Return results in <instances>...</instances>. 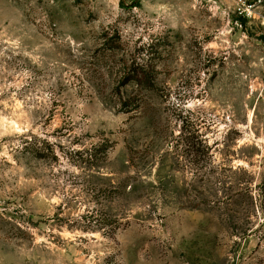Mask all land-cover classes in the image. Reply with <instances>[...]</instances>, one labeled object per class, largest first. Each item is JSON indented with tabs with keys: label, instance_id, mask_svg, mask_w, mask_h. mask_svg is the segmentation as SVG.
<instances>
[{
	"label": "rangeland",
	"instance_id": "rangeland-1",
	"mask_svg": "<svg viewBox=\"0 0 264 264\" xmlns=\"http://www.w3.org/2000/svg\"><path fill=\"white\" fill-rule=\"evenodd\" d=\"M256 1L0 0V264H264Z\"/></svg>",
	"mask_w": 264,
	"mask_h": 264
},
{
	"label": "built area",
	"instance_id": "built-area-1",
	"mask_svg": "<svg viewBox=\"0 0 264 264\" xmlns=\"http://www.w3.org/2000/svg\"><path fill=\"white\" fill-rule=\"evenodd\" d=\"M262 2V0H257L255 3H253V4H248L247 5V7H246V11L247 12H250V9L251 8H253L255 5H257V4H259V3H261ZM244 12V11H243Z\"/></svg>",
	"mask_w": 264,
	"mask_h": 264
}]
</instances>
